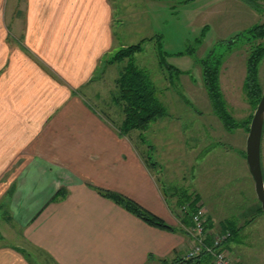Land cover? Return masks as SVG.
Instances as JSON below:
<instances>
[{"label": "crops", "instance_id": "0c3cea01", "mask_svg": "<svg viewBox=\"0 0 264 264\" xmlns=\"http://www.w3.org/2000/svg\"><path fill=\"white\" fill-rule=\"evenodd\" d=\"M113 25L110 0H0V264H161L191 243L176 195L162 189L176 183L140 153L160 164L162 147L137 146L139 130L119 134L118 119L99 108L115 103L95 90L99 71L113 82L118 75L104 65ZM192 185L208 231L221 230L227 217L216 220ZM99 189L131 197L175 229Z\"/></svg>", "mask_w": 264, "mask_h": 264}, {"label": "rangeland", "instance_id": "374dc122", "mask_svg": "<svg viewBox=\"0 0 264 264\" xmlns=\"http://www.w3.org/2000/svg\"><path fill=\"white\" fill-rule=\"evenodd\" d=\"M110 1L115 49L106 56L104 65L110 63L106 59L120 47L145 38L134 60L147 69L167 114L152 121L142 132L146 143L155 141V145L162 147L160 164L156 163L155 168L161 167L163 177L176 183L167 186L169 194L179 186L195 191L194 183L205 197L207 211L216 220L233 217L242 224L252 217L253 221L239 233L243 242H230L226 246L230 257L240 264H264V212L255 213L259 200L245 158L248 130L244 127L228 130L213 113L198 60L213 49L219 58V85L230 113L236 119L252 115L256 105L250 103L243 88L246 59L254 44L264 45V36L249 41L242 36L229 46L225 40L254 23L264 22V0H253L259 4V10L250 5L252 0ZM159 54L166 63L179 68V74L159 62ZM123 62H112L114 74ZM99 74L95 90L114 102L110 100L116 93L112 74L104 71ZM258 80L263 89L264 54L258 63ZM99 108H106L118 121L123 115L116 103L104 102ZM138 140L135 139L137 146ZM260 150L264 171V127ZM163 263L170 264L166 260Z\"/></svg>", "mask_w": 264, "mask_h": 264}, {"label": "trees", "instance_id": "16d2710c", "mask_svg": "<svg viewBox=\"0 0 264 264\" xmlns=\"http://www.w3.org/2000/svg\"><path fill=\"white\" fill-rule=\"evenodd\" d=\"M247 1L249 2L250 0ZM250 5L256 10L260 9L259 4L253 2V0L252 2H250ZM242 36H246L248 41L264 36V22L254 23L246 29L234 33L229 37L233 38V41L227 43V45H231L235 42V40L239 39ZM144 39L145 38H142L137 42L120 47L110 56V58L106 59L110 62H119L122 60L124 61L118 71V75L114 78L116 93L113 94L114 102L118 106H120L123 115L120 121L114 120L112 122L121 135L128 134L132 129H138L139 143L145 142V136L142 132L143 129H146L149 124L155 119L167 114V109L159 98L158 88L151 79L147 69L137 65L134 60L135 52L140 51L143 48L142 43ZM190 52H192V50ZM263 54L264 45L256 43L249 50L246 59L243 88L250 103L254 104V106L257 105L263 90L262 85L258 80V63ZM159 55L161 57V59H159V62H161L162 64L165 63V66L168 69H173L177 74H179V72L181 71L179 68L173 67L171 64L166 63L164 59H162V55ZM214 57H216V59ZM198 60L201 65L202 81L204 83V86L206 87L213 113L221 121L224 128L228 130H232L236 127H244L246 130H248L252 115L250 114L248 117L243 119H236L232 116L227 107L223 92L219 85L220 62H218L219 58H217L215 52H213V49H211L204 57H200ZM140 153L149 166H156L157 162L150 155V151L140 150ZM162 189L166 195H169V189L163 183ZM172 189L174 188L172 187ZM99 190H101L107 196L112 197L115 201L121 203V205H123L126 209L134 212L148 223L168 229H175V226L167 223L162 217L148 210L131 197L113 190ZM170 191L171 194L176 195V206H178V214L180 220L182 221V223L190 225L191 212H193L197 208V206L200 205L199 193L193 190L188 191L186 187L180 186L177 187L176 190ZM61 193H64V189L58 188L52 198H55L58 194ZM183 205L186 207V209L184 210L182 209ZM257 211L258 212L255 213L258 214L263 211L260 206V202L257 205ZM252 219L253 218L250 217L246 220V222L242 224H238L233 217L221 220L220 232H228L226 238L224 239L225 245H229L230 242H239L240 231L245 225L250 223ZM179 229L186 232L181 226L179 227ZM213 234L214 232H210L207 230V239L210 240ZM181 254H175L167 263L212 264V256L208 252L202 251L198 255L188 258L182 257ZM236 263L240 264L237 261Z\"/></svg>", "mask_w": 264, "mask_h": 264}, {"label": "built area", "instance_id": "2783aa9c", "mask_svg": "<svg viewBox=\"0 0 264 264\" xmlns=\"http://www.w3.org/2000/svg\"><path fill=\"white\" fill-rule=\"evenodd\" d=\"M186 230L191 237V243L181 254L182 257H193L204 251L212 256V264H237L230 257L229 250L225 245L224 239L228 234L227 231L214 233L210 240L207 239V216L203 206L199 205L191 212V224Z\"/></svg>", "mask_w": 264, "mask_h": 264}, {"label": "water", "instance_id": "95a60500", "mask_svg": "<svg viewBox=\"0 0 264 264\" xmlns=\"http://www.w3.org/2000/svg\"><path fill=\"white\" fill-rule=\"evenodd\" d=\"M233 38L225 40L226 43ZM264 123V88L252 114L245 139V158L253 178L254 191L264 212V176L261 164V136Z\"/></svg>", "mask_w": 264, "mask_h": 264}]
</instances>
